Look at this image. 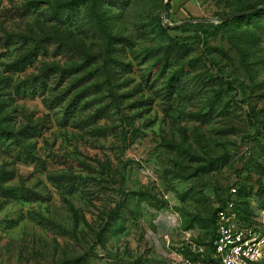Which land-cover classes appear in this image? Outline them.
I'll return each mask as SVG.
<instances>
[{"label":"rangeland","instance_id":"rangeland-1","mask_svg":"<svg viewBox=\"0 0 264 264\" xmlns=\"http://www.w3.org/2000/svg\"><path fill=\"white\" fill-rule=\"evenodd\" d=\"M61 1L65 20L53 10ZM260 1L169 0L164 19L180 28L162 32L164 0H0V124L32 133L0 144V264H162L163 210L182 219L197 209L186 229L206 243L233 180L264 197V15L215 25ZM105 59L119 102L84 89L95 76L76 80L87 60ZM68 85L84 89L71 113ZM222 154L224 165L196 171ZM111 211L116 222L97 239Z\"/></svg>","mask_w":264,"mask_h":264},{"label":"trees","instance_id":"trees-1","mask_svg":"<svg viewBox=\"0 0 264 264\" xmlns=\"http://www.w3.org/2000/svg\"><path fill=\"white\" fill-rule=\"evenodd\" d=\"M113 1L121 2V3L122 2L128 3L130 0H113ZM263 1L264 0H262L260 2H256V3L255 2L247 3L245 5L236 7L232 11L239 10V9L251 8V7H254V6L262 3ZM90 2H91V5H94L97 2V0H90ZM64 3H65V1H61V2L56 3L55 8L53 9L54 14L58 19L65 20L69 15V11L67 10L68 7H66V5H63ZM166 5L168 7L169 0H168ZM222 14H226V13H222ZM257 15H264V8H261L259 10L254 11V12L247 13V14H244L241 16L234 17V18L229 19V20L218 21V23H216L215 25L226 26V25H228V24H230V23H232L238 19L255 17ZM196 24L199 26H212V23H208V22H197ZM157 28H158V30H160L162 32H165V31L171 29L170 27H166V26H163L161 24L160 17H158V19H157ZM177 28H180V27L178 26ZM109 46H110V42H106V48H108ZM114 61L117 62V60H114ZM87 62L88 63H86V64L88 66H90V68L85 70L82 73V75H80L79 77L76 78V80L81 78V77L83 78V76L84 77L88 76V75L95 76L96 78L92 82H90L88 85H86L84 89L88 88L89 86H93V87L97 88V90H100V89L106 90V92L109 93V95L111 96V98L113 100H115L116 102H119V97L122 95V93L115 89V83L112 80V79H114L113 73L115 72V70L111 69V64H110L109 60L105 59L102 66L92 64V61L87 60ZM119 64H121L122 67L125 65L127 66V64L123 63L122 61H120ZM74 66L77 68V69H75L76 72L84 67L83 64L82 65L78 64V65H74ZM49 68H46V69H49ZM70 69H72V67ZM53 70L54 71H52L50 73H54V74L58 73V76H60V75L64 76V72L66 71L65 68H60L59 66L53 67ZM179 70H182V68L174 69L172 71V73L168 76L167 81H166V83H167L166 86H167L168 92L175 91L177 83L180 80V77H179L180 74L178 73ZM84 89H76L73 91V89L70 88V85H68L64 89L67 91L66 94L69 95V98H68L67 103H66V105H67L66 106V112L71 113L76 109L75 108L76 104L78 103L79 99L82 97L81 93L84 91ZM102 110H103V106L98 107L91 114V116H95L97 113L102 112ZM263 124H264V122H263ZM262 126L264 129V125H262ZM30 134H32V133H30L26 127H23L20 129H12V128L9 129L6 126L0 124V144L3 143L4 140H8L9 142H18V141H22V140L24 141L25 138L27 136H29ZM220 157L222 160L219 158L207 159L204 165H200L196 168V171L207 172V171H212V170L219 168V166L221 164L224 165L228 159L227 155H225V154H222ZM244 164L240 167L241 171L245 168H248ZM238 173H239V171H238ZM179 175L182 176V173H179ZM190 175H191V173H190ZM231 185H235L237 188V191L235 193V203H236L237 209L239 210L240 218H242L243 220H247V221H250V219H251L250 215H251L252 211H251V207H250V202H251V199L253 198L252 197L253 192L251 189V185L248 184L246 182V180H244L242 177H239V178H236L235 180H233L228 185L224 196L219 198L218 206L214 207L213 210L211 211L210 215H209V219H208L209 230L207 232L208 238H207V241L205 243L207 245V249L205 251V257H209L210 251L212 250V240H213L214 235H215V232H214L215 212H216L217 208L219 206H222L225 203L226 199L230 196L229 187ZM3 188L8 189L11 187H3ZM259 193L264 196L262 190L259 191ZM181 198H183V197H181ZM258 198L259 197L257 196L254 199H256L261 205L264 206V197L261 200H259ZM104 212H106V211H104ZM104 214H106L105 220L102 221V224L100 225L99 229L95 230V233H94V236L97 237V239L99 237H102L103 234L105 232H107V229L110 226V224H114L116 222V218H113V216H112V211H111V213L108 212V215H107V213H104ZM104 214L102 213V215H104ZM199 217H200V215H199V212L197 211V209H194L193 211H188V213H185V215L183 216L182 219L180 216V224L179 225H181L183 228L186 229L187 227H190L191 225H193L198 220ZM120 228H121V226H117L114 229H115V231H117V230H120ZM196 241L199 243H203L200 241L199 238H196ZM185 253L189 254V251L185 250ZM137 262L138 261H136L135 263H137Z\"/></svg>","mask_w":264,"mask_h":264},{"label":"built area","instance_id":"built-area-1","mask_svg":"<svg viewBox=\"0 0 264 264\" xmlns=\"http://www.w3.org/2000/svg\"><path fill=\"white\" fill-rule=\"evenodd\" d=\"M236 191V186L231 185L230 196L215 212V235L209 257H205L206 244L196 241L193 228L181 230L183 235L175 241L170 232L179 226L180 216L163 210L162 236L169 251L162 264H264V206L252 198L251 219L243 220L235 203Z\"/></svg>","mask_w":264,"mask_h":264},{"label":"water","instance_id":"water-1","mask_svg":"<svg viewBox=\"0 0 264 264\" xmlns=\"http://www.w3.org/2000/svg\"><path fill=\"white\" fill-rule=\"evenodd\" d=\"M167 2H168V0H164L163 5H162V9H161L162 23L166 27L173 28V27L178 26L180 22L171 23V22L166 21L164 19V11H165V7H166ZM261 8H264V1L262 3L256 5V6H254V7H251V8L239 9V10H235V11H232V12H229V13H226V14L218 15L216 17V20L217 21L229 20V19H232V18L237 17V16H241V15H244V14H247V13L254 12V11L259 10Z\"/></svg>","mask_w":264,"mask_h":264},{"label":"crops","instance_id":"crops-1","mask_svg":"<svg viewBox=\"0 0 264 264\" xmlns=\"http://www.w3.org/2000/svg\"><path fill=\"white\" fill-rule=\"evenodd\" d=\"M161 228H162V230H163V232L165 231V229H164V226L163 225H161ZM182 235H183V232H182ZM182 235H180V237L182 236ZM174 236V238H175V235H173ZM169 251V249L167 248V252ZM166 252V253H167Z\"/></svg>","mask_w":264,"mask_h":264}]
</instances>
